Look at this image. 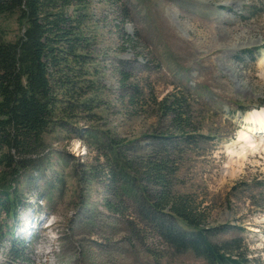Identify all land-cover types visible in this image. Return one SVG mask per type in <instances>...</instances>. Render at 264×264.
<instances>
[{"label": "rangeland", "instance_id": "374dc122", "mask_svg": "<svg viewBox=\"0 0 264 264\" xmlns=\"http://www.w3.org/2000/svg\"><path fill=\"white\" fill-rule=\"evenodd\" d=\"M88 14V109L58 116L11 183L23 210L59 221L51 264H207L157 233L153 220L172 218L147 205L154 183L133 173L120 186L109 179L110 163L126 168L125 159L143 164L158 152L170 155L172 189L203 213L213 241H239L250 264H264V134L245 122L264 107V0H91ZM22 30L17 16L0 18L1 40ZM123 74L131 75L126 87ZM174 102L184 130L167 114ZM114 140L123 143L113 149ZM0 221L11 231L10 217L2 212ZM6 241L0 264L21 249Z\"/></svg>", "mask_w": 264, "mask_h": 264}, {"label": "trees", "instance_id": "16d2710c", "mask_svg": "<svg viewBox=\"0 0 264 264\" xmlns=\"http://www.w3.org/2000/svg\"><path fill=\"white\" fill-rule=\"evenodd\" d=\"M90 1L0 0V18L17 16L23 29L14 41L0 39V164L4 167L0 216L2 212L10 219L17 215L22 200L11 183L21 171L29 169L34 155L44 146L45 133L58 116L62 115L60 122H64L75 118L79 109H88L81 100L95 89L94 81L86 79L90 75L88 51L94 39L88 28ZM125 37L134 43L130 35ZM249 57L252 61L256 59L253 52ZM130 80V74H123L122 86L129 85ZM132 87L137 91L136 86ZM135 98L133 94L129 101L134 102ZM177 104L174 102L167 114L174 117L177 129L184 130L188 122L182 120L183 105ZM122 143L114 140L110 146L116 149ZM124 166L110 163L109 179L120 186V179L128 180L133 173L156 185L158 192L153 199L148 197L147 205L155 214L167 213L172 218L171 222L153 220L167 245L181 252L191 251L207 264H250L247 256L239 253L242 248L239 241L215 243L213 230L203 213L195 210L188 197L174 193L171 183L174 164L170 155L163 158L158 152L143 164L125 159ZM9 227L10 224L0 221V246L10 234Z\"/></svg>", "mask_w": 264, "mask_h": 264}, {"label": "built area", "instance_id": "2783aa9c", "mask_svg": "<svg viewBox=\"0 0 264 264\" xmlns=\"http://www.w3.org/2000/svg\"><path fill=\"white\" fill-rule=\"evenodd\" d=\"M40 217L43 219L35 222L39 226L37 232L35 226L29 227L31 233H36L35 236L25 241L23 252L17 253L15 256L17 258L9 260V264H51L53 262L54 254L59 249L57 246L60 239V232L57 230L59 221L55 216H51L46 222L47 216ZM42 224L43 226L40 227ZM6 247H8L7 242L0 246V252Z\"/></svg>", "mask_w": 264, "mask_h": 264}, {"label": "bare ground", "instance_id": "6f19581e", "mask_svg": "<svg viewBox=\"0 0 264 264\" xmlns=\"http://www.w3.org/2000/svg\"><path fill=\"white\" fill-rule=\"evenodd\" d=\"M245 122L249 124L248 129L251 133L264 134V107L250 111L246 115Z\"/></svg>", "mask_w": 264, "mask_h": 264}]
</instances>
